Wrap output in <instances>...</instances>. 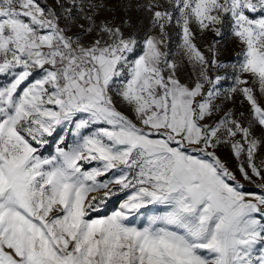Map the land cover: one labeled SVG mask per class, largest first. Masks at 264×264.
<instances>
[{
    "label": "rangeland",
    "instance_id": "obj_1",
    "mask_svg": "<svg viewBox=\"0 0 264 264\" xmlns=\"http://www.w3.org/2000/svg\"><path fill=\"white\" fill-rule=\"evenodd\" d=\"M0 264H264V0H0Z\"/></svg>",
    "mask_w": 264,
    "mask_h": 264
},
{
    "label": "built area",
    "instance_id": "obj_2",
    "mask_svg": "<svg viewBox=\"0 0 264 264\" xmlns=\"http://www.w3.org/2000/svg\"><path fill=\"white\" fill-rule=\"evenodd\" d=\"M74 66L75 67L73 69H71V72H70L71 75H76L77 74L76 71H77V68L79 67V61H75Z\"/></svg>",
    "mask_w": 264,
    "mask_h": 264
},
{
    "label": "crops",
    "instance_id": "obj_3",
    "mask_svg": "<svg viewBox=\"0 0 264 264\" xmlns=\"http://www.w3.org/2000/svg\"><path fill=\"white\" fill-rule=\"evenodd\" d=\"M88 85H89V84H88ZM88 85H87V86H88Z\"/></svg>",
    "mask_w": 264,
    "mask_h": 264
}]
</instances>
